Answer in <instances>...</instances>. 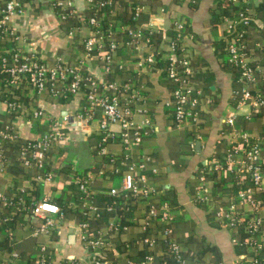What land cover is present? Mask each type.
Here are the masks:
<instances>
[{
	"label": "crops",
	"instance_id": "1",
	"mask_svg": "<svg viewBox=\"0 0 264 264\" xmlns=\"http://www.w3.org/2000/svg\"><path fill=\"white\" fill-rule=\"evenodd\" d=\"M73 1L78 14L96 17L103 29H113L115 49L107 44L88 49L93 26L74 16L62 18L63 10L51 0H28L25 16L12 21L15 35L0 39V55L19 48L50 65L62 62L91 77L65 102L36 91L25 79L18 88L0 84V264H41L40 244L51 253V264H94L87 243L92 237L103 242L100 264H166L172 256L164 236L168 226L170 238L182 248L184 264H236L259 258L264 262V179L263 189H258L250 178L237 184L239 178L227 169L207 170L222 164L231 146L257 143L264 174V1H248V24L240 23L238 6L226 7L225 0H112L100 8L89 0ZM230 9V16L224 15ZM233 23L243 31L252 81L241 77L240 68L223 50ZM155 35L160 40L152 45L150 37ZM107 52L108 71L102 60ZM150 55L153 63L147 62ZM169 56L189 60L188 80L198 97L197 122L174 119L178 84L166 72ZM91 82L100 95L114 93L107 89L109 83L127 89L118 98L122 105H130L133 124L112 123L115 137L108 142L103 141L101 128L103 108L90 107L86 100ZM246 86L254 97L239 103ZM10 91L19 105L14 110L4 101ZM37 109L44 114L35 117ZM53 127L60 136L39 168L23 148ZM24 158L30 164H24ZM139 163L144 164L139 172L152 193L125 206V198L134 195L122 190L123 178L131 165ZM203 169L211 199L207 204L195 199ZM46 174L51 179H44ZM84 179L86 199L80 189ZM242 188H248V200H239ZM59 196L65 207L52 215L51 225L29 211L33 200L59 201ZM22 202L27 204L18 212ZM164 204L174 216L171 223L150 214ZM231 209L245 219L230 223L219 218L218 212L224 215ZM253 217L259 219V227L251 236L246 221ZM146 255L150 261L145 262Z\"/></svg>",
	"mask_w": 264,
	"mask_h": 264
},
{
	"label": "built area",
	"instance_id": "2",
	"mask_svg": "<svg viewBox=\"0 0 264 264\" xmlns=\"http://www.w3.org/2000/svg\"><path fill=\"white\" fill-rule=\"evenodd\" d=\"M91 3H95L98 8L105 7L112 3V0H89ZM235 5L238 6V18L240 23L248 24L249 15L247 14V4L249 0H231ZM53 6L61 8L62 18H66L70 15L76 17L79 22L89 23L93 26L91 36L86 41L88 49H100V46L104 44L109 45V48L115 49L117 46L116 41L112 37L113 29L109 26L107 29H103L100 21L96 17L88 18L83 14H78V10L74 6L73 0H51ZM28 8V0H9L4 6L0 4V39H4L9 35H15V29L12 25V21L19 17H24ZM139 8L136 7L134 10V17L138 15ZM11 22V23H10ZM177 28L181 30L183 25L178 23ZM230 40L227 42V53L229 61L234 65L238 66L241 70V77L252 81L254 80V70L245 61L244 43H243V31L236 28L235 23L232 24V28L229 29ZM148 41V39H147ZM176 42L172 43V48L176 49ZM102 60L104 61L105 70H109L111 62L110 53L107 52L103 55ZM155 60L154 55L147 57L148 63H153ZM167 75L173 79L178 85L173 93V105H174V119L177 123H183L185 121H198V112L196 107L198 105V97L194 96L188 76L191 74V68L188 58L182 56L180 58H174L169 56L166 60ZM0 73L4 76L6 85L12 87H19L20 81L27 79L28 83L34 87L38 92H45L54 99H60L67 97L70 94L77 95L80 93L81 87L91 81V77H84L81 75L78 69L66 65L62 62L55 64H48L42 61L36 54L25 53L21 49H13L9 54L0 55ZM87 85L86 100L89 102L90 107L101 106L103 108V118L101 119V128L105 135L103 141L107 139H113L115 134L110 129V125L115 122H120L124 127L132 125L129 117L131 115V108L129 104L122 105L119 101L118 94L122 90L116 83L107 84L108 90H113V94H98L97 87L94 82ZM86 86V85H85ZM253 95L246 86L243 90V95L239 99V103L246 101L247 99H253ZM5 103L10 110L17 109L19 107L18 102L15 99H9L5 96ZM35 117L42 116L44 114L43 109H37ZM229 123H232V119H228ZM57 124V123H56ZM55 124V125H56ZM138 133V132H137ZM60 136V131L55 127L51 132L44 133L39 140L30 141L26 147L23 148V154L30 151L34 159L35 165L39 168L45 166V155L47 150L54 140ZM199 139L200 136L197 135ZM123 142L125 145L128 144V139L124 137ZM241 156V161L236 160V156ZM260 146L257 143H245L236 144L231 146L224 156L223 163H214V165L207 168L210 170H229L239 178L237 184H240L243 173H249L254 185L258 189H263L264 174L259 164ZM24 164H30L27 158H24ZM144 167L143 163L131 165L124 175L122 182V190L131 192L133 195L148 196L152 193V188L147 185V179L144 174H141L139 170ZM205 173L206 169L201 171L199 177V183L197 186L196 200H199L205 204L210 202V197L207 193L205 186ZM42 179L41 176H39ZM44 179H51L50 174H46ZM80 189L83 194L82 198L88 195V180L84 179L80 182ZM247 189H239L238 195L239 200L245 201ZM112 193H117V189H112ZM0 199L2 196L0 195ZM60 206L49 200H40L34 205L32 212L45 219V225L49 226L52 224V215L60 213ZM232 211L225 212L224 215L218 212L219 218H227L230 223L241 222L245 219L239 211L231 209ZM151 215L159 214V217L166 223H171L174 220V216L170 213L167 205L164 204L160 211H156L154 208L150 211ZM243 218V219H242ZM45 226V228H46ZM85 226V225H83ZM246 227L248 233L253 235L259 227V219L253 217L251 220L246 221ZM171 228L168 226L164 231V236L168 243L170 253L176 259L178 264H184L182 258V248L180 244L174 239L170 238ZM251 235V236H252ZM89 247L93 250L92 262L94 264H100V257L102 256L100 247L103 242L100 238H90L87 241ZM40 260L41 264H45L49 261L51 264L52 256L47 250L46 244H40ZM150 255L145 256V262L151 260ZM144 263V262H143ZM142 263V264H143ZM236 264H264L259 259H248L237 262Z\"/></svg>",
	"mask_w": 264,
	"mask_h": 264
},
{
	"label": "trees",
	"instance_id": "3",
	"mask_svg": "<svg viewBox=\"0 0 264 264\" xmlns=\"http://www.w3.org/2000/svg\"><path fill=\"white\" fill-rule=\"evenodd\" d=\"M264 1V0H263ZM224 4L226 5V7H230L231 8V6L232 5H234L235 7H237L231 0H225V2H224ZM221 5H223V3L221 4ZM233 8V7H232ZM57 11H59V10H57ZM61 11V10H60ZM233 10L232 9H230V10H226L225 12H226V14H224V15H226V16H230V14H231V12H232ZM237 13H238V9H237ZM69 18H73V15L71 16H68ZM68 18V19H69ZM229 37H231V35H229ZM159 40H160V38H159V36H157V35H155V37L154 38H151L150 37V42L152 43V45L153 44H158L159 43ZM109 46V45H108ZM109 48V47H108ZM110 49V48H109ZM109 49L107 50V51H109ZM224 52L226 53V54H228L227 53V46L225 45V47H224ZM236 73H237V71H236ZM0 84L1 85H3L4 86V84H6V81L4 80V76L0 73ZM26 81H28L27 79H25ZM88 91V90H87ZM71 97H73L72 96V94H70V95H68L67 97H62V98H60V101H62V102H65V101H69V99L71 98ZM8 98L9 99H14V92L13 91H10V93H8ZM89 103V102H88ZM110 139H107L106 141H104V142H108ZM258 166L260 167V169L262 170V166H261V164L259 163L258 164ZM206 174H205V179H206ZM251 179V181H252V178H251V176H250V174L249 173H243V175H242V177H241V180L244 182V180H246V179ZM253 182V181H252ZM243 184V183H242ZM253 184V183H252ZM137 199H139V200H144V199H147L146 198V196H143V195H141V194H139V195H134V197L132 196V195H130V196H128L127 198H125V203H126V205L125 206H131L132 204H134V203H132V202H135ZM38 201H40V200H33V202L31 203V205H32V209H33V207H34V205L36 204V202H38ZM49 201H51V202H54V203H56L58 206H60V208L63 210L64 209V205L62 204V201H61V196H59V201L58 200H56V199H52V200H49ZM129 201H132V202H129ZM24 204H27V203H19V205H18V207H19V211L18 212H21L22 210H24V207H25V205ZM32 209H29V211L31 212V210ZM81 212H84V211H81ZM17 214V213H16ZM17 218V216L16 217H14V220ZM170 255H172V253H170ZM182 258H183V255H182ZM259 260L260 261H262L260 258H259ZM41 261V260H40ZM93 263V262H92ZM45 264H50L49 263V261H46V263ZM64 264H65V262H64ZM166 264H178V262L176 261V259L173 257V255L172 256H170V257H168L167 258V261H166Z\"/></svg>",
	"mask_w": 264,
	"mask_h": 264
}]
</instances>
